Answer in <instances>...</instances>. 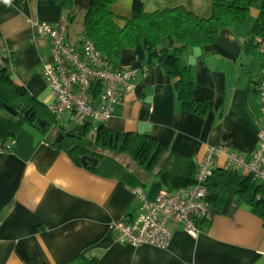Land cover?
Wrapping results in <instances>:
<instances>
[{
  "label": "crops",
  "instance_id": "crops-1",
  "mask_svg": "<svg viewBox=\"0 0 264 264\" xmlns=\"http://www.w3.org/2000/svg\"><path fill=\"white\" fill-rule=\"evenodd\" d=\"M91 1L73 0L69 15L57 0H0V62L8 63L14 82L51 118L42 130L0 106V143L10 145L0 151V264H80L76 262L80 254L94 257V264H264V218L233 192L220 205L216 194L208 192L210 211L200 220L202 233L197 237L170 221L168 248L121 242L110 226L137 217L136 186L149 200L165 188L156 170L142 174V182L129 183L78 164L52 144L59 125L47 107L54 97L44 69L53 63V54L49 36L38 31L37 23L56 26L66 17L70 41L82 48ZM176 5L203 17L213 12L212 0H116L112 11L123 25L125 18L141 11ZM253 12L248 26L225 28L213 43L190 48L184 56L196 78L194 97L212 100L205 115L184 110L174 78L157 64L149 68L158 51L147 41L123 50L119 65L144 68V73L134 90L114 106L113 116L105 122L107 129L149 133L171 153L198 164L210 146H224L250 159L264 123L258 91L264 41L261 48L260 37L250 34L257 10ZM75 20L83 30L79 35L71 30ZM177 45L174 38H164L160 47ZM226 161L220 156L216 167H225Z\"/></svg>",
  "mask_w": 264,
  "mask_h": 264
},
{
  "label": "trees",
  "instance_id": "trees-1",
  "mask_svg": "<svg viewBox=\"0 0 264 264\" xmlns=\"http://www.w3.org/2000/svg\"><path fill=\"white\" fill-rule=\"evenodd\" d=\"M115 1H91L84 18V40H92L116 67L120 66L118 59L123 50L147 41L153 50L158 51L152 56L149 68L157 64L172 76L174 90L182 108L199 115H205L211 109L212 100L194 97L196 78L191 66L184 62V56L190 48L213 43L220 31L225 28L244 25L253 19L254 9L257 10V15L250 34L253 37H260L262 41H259L257 46L262 48L264 0H212L213 12L209 17L200 16L184 5L166 6L154 11H141L130 18H125L123 25L118 23V19L122 18L112 11V4ZM57 2L63 11L69 12L70 15L73 0ZM164 38H174L178 45L173 49L160 47ZM16 63H19L17 59ZM145 69L147 70V67ZM139 71L140 76L144 73V68ZM94 94L98 93L95 91ZM5 103L14 107L20 115L42 130H46L50 124L48 110L38 107V101L14 82L8 63L2 61L0 106H4ZM35 110L36 115L30 117ZM44 120L46 124L40 126V122ZM72 120L69 119V122ZM55 123L58 122L54 117ZM58 125L52 144L68 152L78 164L84 165L82 163L84 156L97 158L98 163L95 166H92L91 162L86 166L101 175L137 183L143 181L142 174L145 177L147 172L156 170V175L169 190L191 186L196 181L199 164L193 158L171 153L164 143L149 133L113 132L107 129L105 122L100 123L98 127H95L92 121L76 123L70 129L59 123ZM60 133H63V136L57 141ZM137 167L142 173H139ZM206 186L208 192L216 194L218 205L233 192L241 202L248 204L253 212L264 218V181L255 179L251 172L215 166L213 174L206 181ZM76 262L94 264L95 259L80 254Z\"/></svg>",
  "mask_w": 264,
  "mask_h": 264
},
{
  "label": "built area",
  "instance_id": "built-area-1",
  "mask_svg": "<svg viewBox=\"0 0 264 264\" xmlns=\"http://www.w3.org/2000/svg\"><path fill=\"white\" fill-rule=\"evenodd\" d=\"M37 28L51 41L53 63L45 67L44 76L54 97L47 107L56 122L65 126L67 118L76 120L77 124L92 121L98 127L99 123L108 121L121 96L134 90L140 71L114 66L90 39L83 40L82 48H77L69 39L66 17L56 26L42 22L37 23ZM259 99L264 122V70ZM258 138V147L250 159L224 146H210L191 186L176 190L162 188L153 200L146 197L142 187L136 186L133 192L140 200L137 217L112 223L110 231L121 242L159 248H168L171 243L170 221L181 223L187 234L199 236L200 220L210 211L206 181L220 156L227 158L225 167L251 172L255 179L264 181V123ZM9 147L0 143V151Z\"/></svg>",
  "mask_w": 264,
  "mask_h": 264
},
{
  "label": "water",
  "instance_id": "water-1",
  "mask_svg": "<svg viewBox=\"0 0 264 264\" xmlns=\"http://www.w3.org/2000/svg\"><path fill=\"white\" fill-rule=\"evenodd\" d=\"M4 108H5L8 112H10V113H12V114H14V115H17V114H18V111H17L14 107H12V106H10V105H8V104H6V103L4 104ZM36 113H37V112H36V110H35L34 112H32V114H31L30 117L35 116ZM25 115H27V113H26ZM45 123H46L45 120L42 121V122H40V126L44 125ZM62 136H63V133H60V134L58 135V137L56 138V140H57V141L61 140ZM89 162H91V165H92V166H95V165L98 163V159H97V158H93V157H89V156H84V157H82V163H83V164H87V163H89Z\"/></svg>",
  "mask_w": 264,
  "mask_h": 264
},
{
  "label": "rangeland",
  "instance_id": "rangeland-1",
  "mask_svg": "<svg viewBox=\"0 0 264 264\" xmlns=\"http://www.w3.org/2000/svg\"><path fill=\"white\" fill-rule=\"evenodd\" d=\"M254 17V12H253V16H252V18ZM250 21V20H249ZM247 22V23H245V26H248V24H250V22ZM81 26L79 25V21L78 20H75V22L74 23H71V30L72 31H74V32H76V34L77 35H79L80 34V32L82 33V31H81V28H80ZM74 45H75V43H74ZM76 46V45H75ZM259 61V63H260V65L258 64V71L261 69V67H262V61H264V56H263V58H261V60H258ZM49 119H51L50 117H49ZM76 124V120H72V121H70V122H66V124H65V128L66 129H70L73 125H75Z\"/></svg>",
  "mask_w": 264,
  "mask_h": 264
},
{
  "label": "bare ground",
  "instance_id": "bare-ground-1",
  "mask_svg": "<svg viewBox=\"0 0 264 264\" xmlns=\"http://www.w3.org/2000/svg\"><path fill=\"white\" fill-rule=\"evenodd\" d=\"M73 43V42H72ZM74 44V43H73ZM78 48V47H77Z\"/></svg>",
  "mask_w": 264,
  "mask_h": 264
}]
</instances>
